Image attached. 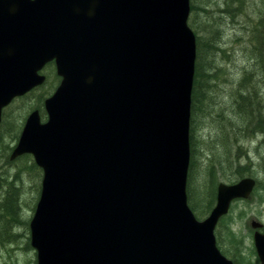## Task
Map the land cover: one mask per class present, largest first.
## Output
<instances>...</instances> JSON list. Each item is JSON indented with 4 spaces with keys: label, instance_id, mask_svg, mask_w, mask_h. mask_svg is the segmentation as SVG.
Returning <instances> with one entry per match:
<instances>
[{
    "label": "water",
    "instance_id": "obj_1",
    "mask_svg": "<svg viewBox=\"0 0 264 264\" xmlns=\"http://www.w3.org/2000/svg\"><path fill=\"white\" fill-rule=\"evenodd\" d=\"M189 16L190 0H0V123L45 64L62 77L48 120L31 113L10 157L31 154L44 172L37 264H233L215 229L256 181L219 184L203 221L188 204ZM254 241L264 264V233Z\"/></svg>",
    "mask_w": 264,
    "mask_h": 264
},
{
    "label": "rangeland",
    "instance_id": "obj_2",
    "mask_svg": "<svg viewBox=\"0 0 264 264\" xmlns=\"http://www.w3.org/2000/svg\"><path fill=\"white\" fill-rule=\"evenodd\" d=\"M243 3L245 11L240 14ZM243 3L236 0L235 18L208 6L210 15L196 12L190 19L194 20L197 39L209 38L218 28L221 39L216 44L217 50L214 49L217 55L213 57L210 53L205 59L208 66L218 69L209 72L211 91L204 112L191 117L194 168L189 174L192 205L197 210L194 213L201 221L208 218L216 205L219 184H235L242 179V174L243 178L255 179L252 196L232 203L230 212L216 229V237L233 262L236 259L238 264H261L254 234L264 233V48L257 39L256 24L260 11L264 12V4L263 0ZM50 71L51 68L45 71L50 78L49 86L55 82L57 85L58 80ZM235 86L236 99L243 96L251 101L247 116L238 113L236 100L231 98ZM41 92L14 99L0 124V264H37V250L31 246L30 223L40 198L44 172L31 154L21 155L17 160L10 157L28 116L38 110L42 119H46L45 101L40 104L37 99V105L32 104ZM11 123L14 127H10ZM12 192L17 205V210L11 212L13 215L4 211ZM213 194L215 200L209 209ZM253 221L263 224V228L254 229Z\"/></svg>",
    "mask_w": 264,
    "mask_h": 264
},
{
    "label": "trees",
    "instance_id": "obj_3",
    "mask_svg": "<svg viewBox=\"0 0 264 264\" xmlns=\"http://www.w3.org/2000/svg\"><path fill=\"white\" fill-rule=\"evenodd\" d=\"M243 2H244V0H241V3H243ZM222 4H224V8H221V10H220V7L222 6ZM234 4H236V0H225L223 3H222V0H191V15L189 18V25L193 29L194 20L192 19V22H191L190 19L194 13L196 14V12L198 14L200 12L205 13V14L209 13V15H210L211 12H209L208 6L217 7L218 8L217 11L219 13L226 14L230 18H235L236 17V6ZM263 4H264V0H263ZM244 11H245V3H243L241 5L240 14H243ZM260 14H261V17L258 19V22L256 24L257 25L256 26V32L258 35L257 39L259 41V44L261 47L264 48V12L260 11ZM219 31H220V28H218V30H215L214 32L212 31L210 33L211 35L209 34L210 35L209 38L206 37L202 40V38L198 37V39H197V61H196V70H195V81H194V87H193V92H192L191 117L198 116L202 112H204L205 101L209 97L208 93L211 91L210 86H209V81L212 79V77L209 74V72L212 70H217L218 68H212V66H208L207 61L205 59L208 56V54L210 55V53H213V57H214V55H217L218 52H214V49H215V51L217 50L216 44L221 39V34L219 33ZM257 50H259V48H257ZM211 64H212V62H211ZM212 88H214V85L212 86ZM241 94H243V92L239 93V96ZM231 98H233V101L236 100V86L233 88V90L231 92ZM242 98H246V97L242 96ZM38 103L41 104V101L39 99H38ZM233 112H235L234 109H233ZM10 127H12V126L10 125ZM193 141L194 140H192V136H191L190 142H191L192 154L194 153V150L192 149ZM193 148H194V144H193ZM193 168H194V162L192 163V161H191L190 162V169H193ZM245 169L246 168H244V170ZM241 171H243V169ZM243 176L244 175L242 174L241 177L243 178ZM191 191H192V187H191L190 174H189L188 185H187L188 202H189V205H190L191 209L193 210V212H196L197 211L196 208L192 205V198H191L192 193H191ZM8 196H10V195H7V197ZM13 196H15L14 192L11 193V196H10L11 198L6 197L7 201H6V206L4 208V211H6V212L8 211L10 214H11V212L13 213L14 210H17V205L15 203ZM214 200H215V196L213 194L212 200L209 202V205H208L209 209L213 205ZM11 215H13V214H11ZM222 222H223V218L221 219L220 223H222ZM220 249H222V248H220ZM222 252L224 254H226L223 250H222ZM234 264H238L236 259H234Z\"/></svg>",
    "mask_w": 264,
    "mask_h": 264
},
{
    "label": "flooded vegetation",
    "instance_id": "obj_4",
    "mask_svg": "<svg viewBox=\"0 0 264 264\" xmlns=\"http://www.w3.org/2000/svg\"><path fill=\"white\" fill-rule=\"evenodd\" d=\"M49 68H51V71L50 73L54 74V77L56 76V79L58 80V84L56 85V82L55 84H52L50 83V86H49V76L45 73L46 70H49ZM39 74L45 78L43 84L35 89H33L31 92H29L27 95H24L23 97H19V98H24V97H27L37 91H42L40 95H38L35 99H39L41 101V103L43 101H45V105H46V100L48 98H50L56 91V89L59 87L61 81H62V77L58 74L57 72V66H56V62L55 60H52L50 62H48L47 64H45L41 70L39 71ZM47 85V86H46ZM56 86V87H55ZM42 89V90H41ZM53 93L51 90H53ZM248 98H238L236 99V110L238 111V113L240 115H244V116H247L248 114V111L250 110L251 108V101H247ZM13 102V101H12ZM12 102L6 106V109L5 111L2 110V116H1V123L2 124L4 122V119H5V112L8 110V108L12 105ZM37 105V103H36ZM4 109V108H3ZM11 109V108H10ZM34 111H38V110H34ZM9 113H10V110H9ZM45 113H46V119H42L41 115H40V118H41V121L42 122H45L46 120H48V114H47V111H46V106H45ZM12 124V123H11ZM12 127H14V124L11 125ZM250 128H247V130H249ZM17 146V145H16ZM16 148V147H15ZM19 158V157H18ZM17 158V159H18ZM15 159V160H17Z\"/></svg>",
    "mask_w": 264,
    "mask_h": 264
},
{
    "label": "bare ground",
    "instance_id": "obj_5",
    "mask_svg": "<svg viewBox=\"0 0 264 264\" xmlns=\"http://www.w3.org/2000/svg\"><path fill=\"white\" fill-rule=\"evenodd\" d=\"M30 96H31V95H30ZM36 102H37V99L34 98L33 101H32V104H33V105H36Z\"/></svg>",
    "mask_w": 264,
    "mask_h": 264
}]
</instances>
